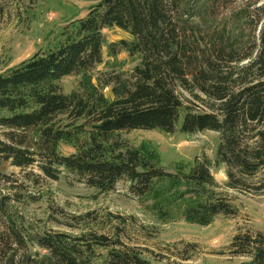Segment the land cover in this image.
Wrapping results in <instances>:
<instances>
[{
    "label": "trees",
    "instance_id": "obj_1",
    "mask_svg": "<svg viewBox=\"0 0 264 264\" xmlns=\"http://www.w3.org/2000/svg\"><path fill=\"white\" fill-rule=\"evenodd\" d=\"M89 1L85 17L64 26L52 49L0 74V167L36 166L53 181L67 173L100 193L129 182L133 197L154 199L164 223L208 227L218 216L236 215L217 191L208 157L172 173L152 141L134 145L123 135H172L182 117L183 134L220 136L215 163L226 166L230 189L251 188L248 180L261 175L253 187L264 192V0H246L237 12L238 0ZM3 16L0 0V24ZM114 27L133 39L108 44L109 55L126 52L140 63L130 72H101L95 84L104 31ZM72 76L81 78L79 88L65 93L62 79ZM62 144L73 153L63 154ZM10 181L0 169V264H151L106 236L93 237L107 248L98 262L94 247L79 238L29 234L2 190ZM230 253L249 258L243 264H264V232L239 233Z\"/></svg>",
    "mask_w": 264,
    "mask_h": 264
},
{
    "label": "rangeland",
    "instance_id": "obj_2",
    "mask_svg": "<svg viewBox=\"0 0 264 264\" xmlns=\"http://www.w3.org/2000/svg\"><path fill=\"white\" fill-rule=\"evenodd\" d=\"M238 9L246 0H238ZM94 2L89 0H3L4 16L0 24V74L18 66L42 50L52 49L64 26L83 18ZM230 19V15L225 16ZM104 61L91 72L94 83L101 72H130L140 63L138 57L122 52L111 57L108 44L133 37L117 27L106 29ZM81 78L65 77V93L79 88ZM109 101L114 99L110 88L104 90ZM177 130L167 135L158 130H134L123 135L131 144L150 140L158 149L162 165L176 173L179 164L192 167L197 157H208L211 172L237 214L218 216L211 225H190L183 219L164 223L153 208L154 199H139L130 193V183L119 181L116 189L100 193L67 173L58 181L42 175L36 166L21 169L9 162L1 164V171L10 178L4 193L10 195L12 209L19 224L34 235L65 234L72 240L79 238L94 247L98 262L106 257L107 248L96 246L94 236H106L132 247L151 264H243L245 256H234L230 246L234 237L245 232H264V192H254L261 178H251L246 190H232L227 186L226 166L216 165L215 156L220 136L212 131L185 135ZM0 138L4 139L0 129ZM63 154L73 153L61 145ZM182 190H184L182 188ZM126 219V220H123ZM33 251H40L36 246Z\"/></svg>",
    "mask_w": 264,
    "mask_h": 264
}]
</instances>
